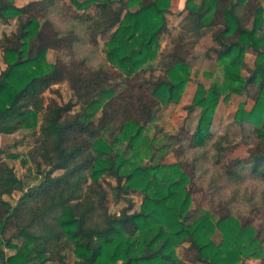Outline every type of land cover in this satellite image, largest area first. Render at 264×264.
<instances>
[{
  "label": "trees",
  "instance_id": "1",
  "mask_svg": "<svg viewBox=\"0 0 264 264\" xmlns=\"http://www.w3.org/2000/svg\"><path fill=\"white\" fill-rule=\"evenodd\" d=\"M18 1L0 0V24L16 20V30L0 37L6 66L0 135L35 136L28 156L39 181H24L0 147V264H70L69 252L73 264H264V238L252 223L224 204L220 217L191 214L198 167L182 160L187 150L205 156L212 142L213 159L229 180L246 174L264 180L261 0H187L174 47L164 52L171 0H69L63 9L59 0ZM206 36L223 80L208 88L198 83L186 107L201 109L193 133L183 129L160 148L147 144V125L161 107L179 103L191 82L179 47ZM99 48L102 60L94 63ZM50 50L57 53L54 62L47 60ZM248 50L255 52L252 65L245 61ZM64 81L75 102L45 97ZM232 95L245 97L233 120L255 134L247 155L236 159L227 154L238 143L211 131L218 107ZM161 148L173 150L178 161L143 164L144 149L152 158ZM105 177L116 183L107 185L115 201L127 202L119 213L107 207ZM132 193L143 195L139 211L126 197ZM186 244L183 258L179 249Z\"/></svg>",
  "mask_w": 264,
  "mask_h": 264
},
{
  "label": "rangeland",
  "instance_id": "2",
  "mask_svg": "<svg viewBox=\"0 0 264 264\" xmlns=\"http://www.w3.org/2000/svg\"><path fill=\"white\" fill-rule=\"evenodd\" d=\"M35 0H19V5L27 4ZM187 0H171L170 12L166 15L167 23L171 30L170 36H163L161 38V50L168 51L173 49V38L179 34L180 24L183 22L187 11L185 10ZM64 3L69 4V0H59L61 8ZM264 7V0H261ZM63 9V8H62ZM57 11L51 13V17H56ZM16 28V20L13 19L9 24H0V37L2 33L14 32ZM104 40L101 41V47ZM212 40L210 36L201 39L197 45H187L186 47H179L180 53L186 57L191 66V82L186 86L179 103H170L160 108L156 113L154 120L149 123L145 130L144 140L147 144L164 146L171 142V137L185 131L193 133L197 127L198 119L200 118L201 109L196 108L192 113L186 109L193 101L198 83H202L205 88L210 87L214 82H221L223 80V71L221 66L217 63L216 56L210 50ZM101 48L96 57L90 59L94 63H98L102 59ZM57 53L55 51L48 52V59L54 62ZM245 61L252 65L255 61V52L248 50L244 55ZM0 57L2 51L0 49ZM6 68L2 59L0 60V71ZM161 73V70H156V77ZM45 97L54 98L60 103H67L69 100L76 101L68 82L64 81L58 85L53 86L51 92H47ZM245 102L244 96L232 95L226 102H221L217 109L216 118L213 119L211 127L212 133L215 136L229 135L233 139V143H238L237 149H232L228 153L230 159L245 157L249 146L246 143L254 144L255 134L253 128L249 125L242 126L233 120L240 104ZM250 108L251 105H248ZM108 130L105 131L104 136H107ZM212 142L209 144L205 156L201 155L200 151L194 154L191 150L184 151L182 156L183 161L189 160L191 165H196V182L193 190V204L191 207V214L197 211H211L216 217L224 214L220 205L228 207L233 215L237 216L242 222H250L257 229L260 230L261 236L264 238V180L253 178L250 174H246L240 181L229 180L223 172L218 168L213 159ZM229 143L228 146H230ZM36 146L35 136L29 135L28 131L16 132L11 136L0 135V147L5 150V157L9 164L15 169L17 174L27 183L36 184L39 179L35 172V164L28 156ZM187 149V148H186ZM148 149H144L141 157L143 164L152 165L155 162L162 164H172L178 161L177 154L173 150L161 148L159 152H153V157L147 156ZM151 152V150H150ZM149 152V153H150ZM13 155V157L11 156ZM17 156V157H14ZM162 157V160H161ZM198 159V160H197ZM161 160V161H160ZM103 186L108 191L107 207L111 213H119L121 209L127 206L125 200L117 202L109 186L115 183L111 178L105 177ZM134 203V210L139 211L143 203V195L141 193H132L126 196ZM219 241V237L216 238ZM182 246L179 249V254L187 257V247ZM8 256L15 254V251L7 250ZM75 257L72 252H69V263L75 262ZM55 264V263H47ZM244 264H261L260 260H245Z\"/></svg>",
  "mask_w": 264,
  "mask_h": 264
}]
</instances>
